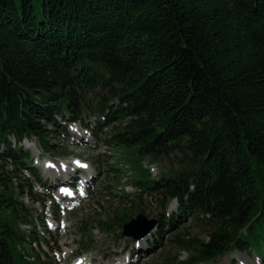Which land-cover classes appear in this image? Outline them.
<instances>
[{
    "label": "trees",
    "instance_id": "obj_1",
    "mask_svg": "<svg viewBox=\"0 0 264 264\" xmlns=\"http://www.w3.org/2000/svg\"><path fill=\"white\" fill-rule=\"evenodd\" d=\"M55 115L112 125L111 146L186 156L143 183L162 212L177 201L160 237L190 216L211 223L204 238L171 233L186 252L176 264L254 245L264 261V0H0V211L22 221L7 165L29 153L10 137L36 136L48 149ZM131 217L125 208L105 224ZM22 242L0 215V264L39 263Z\"/></svg>",
    "mask_w": 264,
    "mask_h": 264
},
{
    "label": "rangeland",
    "instance_id": "obj_2",
    "mask_svg": "<svg viewBox=\"0 0 264 264\" xmlns=\"http://www.w3.org/2000/svg\"><path fill=\"white\" fill-rule=\"evenodd\" d=\"M57 119L59 121V117ZM91 122L93 123V119ZM59 130L61 129L59 128ZM59 130L56 134L59 133ZM105 135H107V131L102 134V136ZM47 139L53 142V147H50L47 151L42 150L35 138L29 139L35 143L30 157L31 169L28 172L23 168L19 170L18 180L25 183V185L22 188L17 187L15 193H13V196L21 201V205L19 204V206H22V211L24 208H29V214L34 221L36 216L41 214L42 198L40 202H36L32 199L28 189V184L33 181V173H41L42 171L41 167L35 166V161H33V157H37V152L40 153V163L42 159L48 156L64 159L76 155L88 159L91 161L93 167L96 168V172L99 173L97 185H104L109 191V195L104 193L97 195L95 201H93V198H88L78 209L69 213L67 216L68 227L65 231L61 232V234L56 232L46 234V241L42 244L44 250L34 245V250L39 253L40 258L44 257L47 260H52L53 258L57 264H71L76 255L87 253L92 258L93 264H111L112 261H117L120 254H126L131 251L138 253L137 256H133V264H160L163 263L164 256L169 260L166 264H176L186 254L183 250L176 251L173 242H170L171 233L179 230L181 233L184 232V238L192 236L204 238L207 236L211 223L200 222V219H196L195 215V217L190 216L180 222L178 229L164 231L161 237L157 234V230L154 229L149 234L137 238L140 243L138 246H136L137 239H131L129 236L121 234V227L115 224L117 217L114 218V224H105L107 223L109 213H120L125 208H127L132 217L137 212H143L148 218L155 217L160 222L164 221L172 211H175L176 205L174 206V202H172L167 210L162 212L155 195H150L148 190L144 189L142 192L136 183L140 181V185L143 186V183L149 184L152 182V179L175 171L179 167V161L182 158H186V156L182 157L178 151L171 152L168 157L155 159L151 155L143 156L139 154L137 146H112L111 155L113 156V164H110V174H107L105 167L107 168L111 161V156H108L105 152L107 149L101 151L93 149L89 145L78 146L74 143H68L66 140L62 142L55 138L53 133L47 136ZM7 168L10 169V165H7ZM108 175H110L109 178H107ZM114 190H118L119 192H114ZM130 190L131 192L129 193ZM106 199H108L107 202ZM93 203L100 207L99 211L93 206ZM132 205L135 208H132ZM102 211H104V216H98L97 212L100 213ZM0 215L3 219L15 220V223L17 226L19 224L21 230L28 228L25 226L27 223L21 222L23 219L21 216L20 218H15L12 210L4 208L0 211ZM80 226L85 228L82 230ZM57 245L61 247L58 248ZM18 248L27 257L25 252L30 247L23 244ZM52 248H57L59 251L66 249V254L61 255L59 257L61 258L60 260L56 259L54 258ZM253 248L250 250L227 252L218 260L206 264H262L263 255L261 254L260 247L254 245ZM31 254L34 255L33 251H31ZM15 256L18 258L19 253L15 252ZM174 256L176 257L174 258ZM19 264L25 263L20 259ZM31 264L40 263L33 261ZM195 264L204 263L199 262Z\"/></svg>",
    "mask_w": 264,
    "mask_h": 264
},
{
    "label": "water",
    "instance_id": "obj_3",
    "mask_svg": "<svg viewBox=\"0 0 264 264\" xmlns=\"http://www.w3.org/2000/svg\"><path fill=\"white\" fill-rule=\"evenodd\" d=\"M157 221L156 218H148L144 213L139 212L122 224V233L133 238L144 236L157 225Z\"/></svg>",
    "mask_w": 264,
    "mask_h": 264
},
{
    "label": "bare ground",
    "instance_id": "obj_4",
    "mask_svg": "<svg viewBox=\"0 0 264 264\" xmlns=\"http://www.w3.org/2000/svg\"><path fill=\"white\" fill-rule=\"evenodd\" d=\"M25 143H26V145H32L33 144V142H29V141H25Z\"/></svg>",
    "mask_w": 264,
    "mask_h": 264
}]
</instances>
